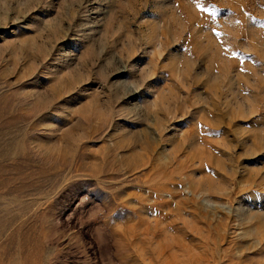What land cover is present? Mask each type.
I'll list each match as a JSON object with an SVG mask.
<instances>
[{"label": "rangeland", "instance_id": "374dc122", "mask_svg": "<svg viewBox=\"0 0 264 264\" xmlns=\"http://www.w3.org/2000/svg\"><path fill=\"white\" fill-rule=\"evenodd\" d=\"M0 264H264V0H0Z\"/></svg>", "mask_w": 264, "mask_h": 264}]
</instances>
